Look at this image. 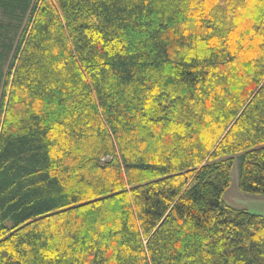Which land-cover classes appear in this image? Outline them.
<instances>
[{"label":"trees","instance_id":"1","mask_svg":"<svg viewBox=\"0 0 264 264\" xmlns=\"http://www.w3.org/2000/svg\"><path fill=\"white\" fill-rule=\"evenodd\" d=\"M237 156L264 196V0H0V264H264Z\"/></svg>","mask_w":264,"mask_h":264},{"label":"rangeland","instance_id":"2","mask_svg":"<svg viewBox=\"0 0 264 264\" xmlns=\"http://www.w3.org/2000/svg\"><path fill=\"white\" fill-rule=\"evenodd\" d=\"M24 25V23H23ZM12 35V33L10 34ZM17 37L15 39V45ZM14 51L9 53V57L4 65V72L6 73L13 57ZM236 162L231 173V184L224 195V200L232 207L246 210L252 214L264 215V196L253 195L243 192L239 187L240 180V160L237 156Z\"/></svg>","mask_w":264,"mask_h":264}]
</instances>
